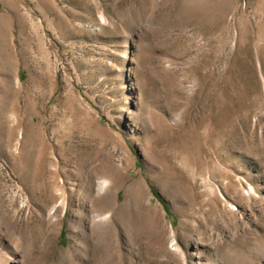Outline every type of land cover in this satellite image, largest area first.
Here are the masks:
<instances>
[{
  "label": "rangeland",
  "instance_id": "1",
  "mask_svg": "<svg viewBox=\"0 0 264 264\" xmlns=\"http://www.w3.org/2000/svg\"><path fill=\"white\" fill-rule=\"evenodd\" d=\"M0 264H264V0H0Z\"/></svg>",
  "mask_w": 264,
  "mask_h": 264
},
{
  "label": "bare ground",
  "instance_id": "2",
  "mask_svg": "<svg viewBox=\"0 0 264 264\" xmlns=\"http://www.w3.org/2000/svg\"><path fill=\"white\" fill-rule=\"evenodd\" d=\"M102 184V183H101Z\"/></svg>",
  "mask_w": 264,
  "mask_h": 264
}]
</instances>
